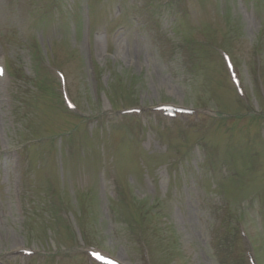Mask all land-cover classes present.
<instances>
[{
  "label": "rangeland",
  "instance_id": "rangeland-1",
  "mask_svg": "<svg viewBox=\"0 0 264 264\" xmlns=\"http://www.w3.org/2000/svg\"><path fill=\"white\" fill-rule=\"evenodd\" d=\"M0 65V264H264V0H0Z\"/></svg>",
  "mask_w": 264,
  "mask_h": 264
}]
</instances>
